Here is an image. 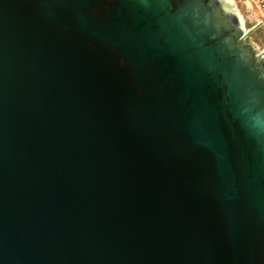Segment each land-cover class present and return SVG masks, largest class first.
I'll return each mask as SVG.
<instances>
[{
    "label": "water",
    "instance_id": "95a60500",
    "mask_svg": "<svg viewBox=\"0 0 264 264\" xmlns=\"http://www.w3.org/2000/svg\"><path fill=\"white\" fill-rule=\"evenodd\" d=\"M235 0H0V264H264V50Z\"/></svg>",
    "mask_w": 264,
    "mask_h": 264
},
{
    "label": "rangeland",
    "instance_id": "374dc122",
    "mask_svg": "<svg viewBox=\"0 0 264 264\" xmlns=\"http://www.w3.org/2000/svg\"><path fill=\"white\" fill-rule=\"evenodd\" d=\"M250 3V0H235V4L245 16L247 28L254 26L257 16L255 8H253ZM252 36L254 39L264 43V26L258 27V29L252 33Z\"/></svg>",
    "mask_w": 264,
    "mask_h": 264
},
{
    "label": "built area",
    "instance_id": "2783aa9c",
    "mask_svg": "<svg viewBox=\"0 0 264 264\" xmlns=\"http://www.w3.org/2000/svg\"><path fill=\"white\" fill-rule=\"evenodd\" d=\"M250 2L253 8L260 11V19L258 20V25H264V0H250Z\"/></svg>",
    "mask_w": 264,
    "mask_h": 264
},
{
    "label": "crops",
    "instance_id": "0c3cea01",
    "mask_svg": "<svg viewBox=\"0 0 264 264\" xmlns=\"http://www.w3.org/2000/svg\"><path fill=\"white\" fill-rule=\"evenodd\" d=\"M251 5V4H250ZM255 11H256V14H257V16H256V23L254 24V26L253 27H257L254 31H256L257 29H258V27H260V26H264V25H258V20L260 19V11L259 10H257V9H255ZM253 27H251V28H253ZM257 40V39H256ZM257 42L260 44V46L263 48V50H264V43H262V42H260V41H258L257 40Z\"/></svg>",
    "mask_w": 264,
    "mask_h": 264
}]
</instances>
